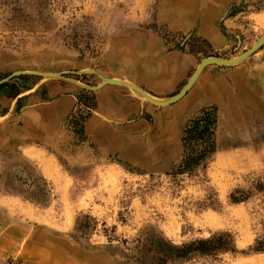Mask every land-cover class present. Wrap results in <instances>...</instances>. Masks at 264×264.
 Segmentation results:
<instances>
[{
  "label": "rangeland",
  "instance_id": "obj_1",
  "mask_svg": "<svg viewBox=\"0 0 264 264\" xmlns=\"http://www.w3.org/2000/svg\"><path fill=\"white\" fill-rule=\"evenodd\" d=\"M263 36L264 0H0V81L59 75L0 85V113L12 102L19 119L29 97L43 109L36 139L0 144V264H264L263 197L232 201L264 186V45L204 68L167 117L102 80L167 100L203 59ZM62 97L73 106L55 126ZM201 240L228 245L178 258Z\"/></svg>",
  "mask_w": 264,
  "mask_h": 264
},
{
  "label": "crops",
  "instance_id": "obj_2",
  "mask_svg": "<svg viewBox=\"0 0 264 264\" xmlns=\"http://www.w3.org/2000/svg\"><path fill=\"white\" fill-rule=\"evenodd\" d=\"M118 90H120L121 92L124 91L123 89L122 90L118 89ZM123 93L126 94V91H124ZM25 105L27 106L25 107V111L22 113L23 116L20 117L19 119L17 117H14L13 112H11L12 107L14 106L12 102H9V107L4 113H0V144L6 143L8 145L12 141V145L16 147L17 141H24L25 140L24 138L25 137L27 138V135H31V137L33 138L35 137V139L37 138L38 135L37 128L39 125L41 126L43 125V121L41 119V115L43 114V109L33 108L32 97H29L28 99L25 100ZM72 106H73V99L71 97H62L52 104L50 111V119L55 113L56 115L55 126L61 121V119H63L66 116V114L69 112ZM181 106L182 104L178 105V107L176 108H180ZM169 108L170 109H166L167 112L164 113V116L166 117H167V113L171 114L174 111L171 109L173 108L172 106ZM50 119L48 120L49 122L48 125L46 126L47 132L49 131V129H51ZM40 131H42V128ZM48 136L49 134L47 133L45 138H47ZM165 152H166L165 156H167V158H169L172 161L173 156H176L177 158V154L180 153V148L177 147L176 145H170L168 148H166ZM24 154L28 158L31 159L34 158V161L35 158L39 160L40 158H44V160L47 159V156L44 155L42 151L35 146H31V148L25 149Z\"/></svg>",
  "mask_w": 264,
  "mask_h": 264
},
{
  "label": "trees",
  "instance_id": "obj_3",
  "mask_svg": "<svg viewBox=\"0 0 264 264\" xmlns=\"http://www.w3.org/2000/svg\"><path fill=\"white\" fill-rule=\"evenodd\" d=\"M207 117V116H206ZM208 118H206L205 121H207ZM215 122L211 121V122H207V128L204 130V132L206 133L207 136H211V132L212 128H210V126L214 125ZM208 153L210 152H205L202 156H197V157H193L191 155H189L185 162H184V167L191 172V170H193L196 166H198L201 161L203 162L206 159V156L208 155ZM235 194H237L238 196H232V201L233 203H238L240 201H245L253 196H257L260 195L263 197L264 200V186L263 185H253L252 189H250L249 191H237ZM220 241V240H219ZM216 240H210V241H196L191 243L188 246H185L183 249L178 250V258H185L186 254L191 255V254H200V255H209L214 251H217L219 249H225L226 246L228 245L226 243V241H222V244L219 246L218 249H215L214 244H215ZM264 250V238L259 239L256 242V245L253 249L254 252H261Z\"/></svg>",
  "mask_w": 264,
  "mask_h": 264
},
{
  "label": "water",
  "instance_id": "obj_4",
  "mask_svg": "<svg viewBox=\"0 0 264 264\" xmlns=\"http://www.w3.org/2000/svg\"><path fill=\"white\" fill-rule=\"evenodd\" d=\"M256 47L257 49H259L260 47H262L264 45V36L261 37L257 43H256ZM255 48V47H254ZM254 48L252 47L251 49H249L248 51H245L242 55H240L238 58L235 59H231V60H223V59H218V58H206L203 59L197 70L193 73V75L191 76V78L189 79V81L186 83V85H184V87L174 96L170 97L169 99L166 100V102H159L156 100H153L150 98L149 95H147L144 91L140 90V89H136L137 91H139L140 93H142L144 95V97L146 98L147 101L155 103L157 105H172L174 102H176L177 100H179L182 96H184L186 94V92L188 91V88L190 87V85L193 83L194 79L197 77V75L200 73V71H202V69L206 66L209 65H213V66H219V67H225V68H231L232 66L238 64L245 55H248L249 52H251L249 54L252 55L256 50H254ZM24 75H28V76H37V77H41L40 75L37 74H33V73H27V72H21V73H12L9 77H7L6 79H3L0 81V85L10 81L12 78L16 77V76H24ZM62 75V74H61ZM98 76V75H97ZM103 80V79H102ZM104 82H109V79H104Z\"/></svg>",
  "mask_w": 264,
  "mask_h": 264
},
{
  "label": "bare ground",
  "instance_id": "obj_5",
  "mask_svg": "<svg viewBox=\"0 0 264 264\" xmlns=\"http://www.w3.org/2000/svg\"><path fill=\"white\" fill-rule=\"evenodd\" d=\"M203 16V15H202ZM259 40V39H258ZM257 40V41H258ZM257 43V42H256ZM253 44V48H254V50H256L257 49V47H256V45L257 44ZM251 49V48H250ZM252 52V51H251ZM251 52H249V54L251 53ZM249 54L248 55H245L244 57H243V59L240 61V62H242L243 60H245L248 56H249ZM254 54V53H253ZM239 57V56H238ZM238 57H236V58H238ZM239 62V63H240ZM237 65V64H236ZM209 66H211V65H209ZM207 67V66H206ZM206 67H204V68H206ZM234 67V66H233ZM203 68V69H204ZM202 69V70H203ZM155 71V70H154ZM201 72L202 71H200V73L197 75V77L194 79V81H193V83L190 85V87L188 88V91H189V89L193 86V84L196 82V80L198 79V77H199V75L201 74ZM16 73H21V72H16ZM28 73V72H27ZM30 73V72H29ZM33 74H36V73H33ZM37 75H42L41 77H46V78H48V77H52V78H54V77H56V76H59L58 74H51V73H37ZM35 76V75H34ZM102 78V77H101ZM191 78V77H190ZM58 79V78H57ZM103 79V83H105V84H110V85H118V86H123V87H130L132 90H134L135 92H136V94L140 97V99H142L143 101H145V102H147V103H149V104H151V105H154V106H157V107H162V108H165V107H169V106H171V105H157V104H155V103H152V102H149V101H147L146 100V98L144 97V95L142 94V93H140L139 91H137L136 89H140V90H142L140 87H138V86H136L135 84H133V83H130V82H127V81H125V80H121V79H109V82H104V79L105 78H102ZM189 81V80H188ZM127 89V88H126ZM143 91V90H142ZM187 91V92H188ZM186 92V93H187ZM146 93V92H145ZM135 94V95H136ZM147 94V93H146ZM148 95V94H147ZM186 95V94H185ZM184 95V96H185ZM184 96H182L179 100H177L176 102H174L173 104H175V103H177L178 101H180ZM150 98L151 99H153V100H156V101H159V102H166V100H158V99H155V98H153V97H151L150 96ZM172 104V105H173Z\"/></svg>",
  "mask_w": 264,
  "mask_h": 264
}]
</instances>
